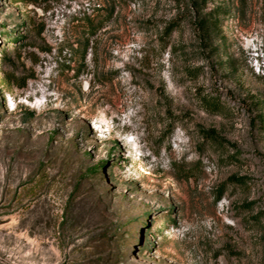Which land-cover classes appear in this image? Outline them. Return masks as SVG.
<instances>
[{"label": "rangeland", "instance_id": "obj_1", "mask_svg": "<svg viewBox=\"0 0 264 264\" xmlns=\"http://www.w3.org/2000/svg\"><path fill=\"white\" fill-rule=\"evenodd\" d=\"M0 264H264V0H0Z\"/></svg>", "mask_w": 264, "mask_h": 264}, {"label": "trees", "instance_id": "obj_2", "mask_svg": "<svg viewBox=\"0 0 264 264\" xmlns=\"http://www.w3.org/2000/svg\"><path fill=\"white\" fill-rule=\"evenodd\" d=\"M170 30H171V28H170ZM169 30V31H170ZM205 103H206V106L207 107H212L213 109H217V107H218V104H216L214 101H212V100H208V101H205ZM201 135L205 138V139H207V140H209L211 143H213V144H218V145H222V143H223V140L220 138V137H218L214 132H212V131H204V130H201ZM228 181H230L231 183H233V184H239V183H243L244 181H243V179L242 178H235V177H232V178H229L228 179Z\"/></svg>", "mask_w": 264, "mask_h": 264}]
</instances>
